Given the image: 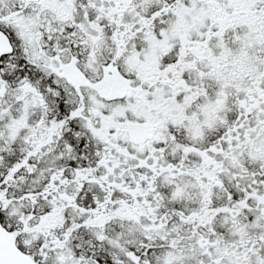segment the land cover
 <instances>
[{"label": "snow or ice", "instance_id": "obj_1", "mask_svg": "<svg viewBox=\"0 0 264 264\" xmlns=\"http://www.w3.org/2000/svg\"><path fill=\"white\" fill-rule=\"evenodd\" d=\"M0 264H264V0H0Z\"/></svg>", "mask_w": 264, "mask_h": 264}]
</instances>
